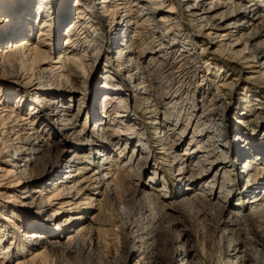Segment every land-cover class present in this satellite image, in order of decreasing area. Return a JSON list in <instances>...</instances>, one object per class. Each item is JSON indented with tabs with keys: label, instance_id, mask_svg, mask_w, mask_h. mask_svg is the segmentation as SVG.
<instances>
[{
	"label": "bare ground",
	"instance_id": "1",
	"mask_svg": "<svg viewBox=\"0 0 264 264\" xmlns=\"http://www.w3.org/2000/svg\"><path fill=\"white\" fill-rule=\"evenodd\" d=\"M257 2L251 0L244 9L240 0L239 2L198 0L197 6H187L184 9L181 8L180 0H0V264H65L64 256L71 251L90 254V251H86L84 245L81 247L78 241L72 249H67L58 240L59 234L49 228V225L53 219L64 213L66 224L78 223L94 206L96 212L89 219L92 223L88 230L91 235L89 241L90 244L93 241L104 252L106 251L105 249L110 245L108 232L104 226L107 223L106 217L113 216L114 209L109 201V192L106 191L102 199L96 198L99 195L101 182L98 175L94 177L92 184H86L84 178L76 181L79 195L77 203L72 200L67 201L64 191L53 181L62 168L60 162L68 151L67 146L75 150L72 163H78L84 157L81 152L85 146L90 150L94 149L95 154L103 152L98 160H106L107 152L104 151L108 150L110 154L112 151L110 147L116 146L120 141L125 147L127 144L135 146L134 150L137 147V156L143 154L144 151L139 144H134L135 139L140 140L142 133L136 134L133 129L142 131L144 126L140 128L141 125L138 123L127 122L126 117L129 116V112L127 108L123 109L130 94L133 95L132 99L143 95L145 100L143 113H148V121L144 124L151 125L154 133L158 132L159 128L163 131L165 128L172 130V134L176 136H182L187 131L197 106L195 100L191 102L189 100L194 98L195 93L200 95L206 90L204 85L192 78L197 71L200 72V69L208 70L211 63L208 59L201 58L200 54L190 47L191 42L193 45L195 43L189 39L188 33L184 38L178 35L180 31L178 25L182 19L197 27V34L205 37L203 45L219 46L220 53L231 54L237 60H251V62L257 60L260 66L259 73L264 77V62L260 61L264 56V41L253 44L254 40L264 34V23L261 26L254 25L249 32H243L246 22L248 25L254 24L246 20L248 14L245 10L252 11L257 8ZM73 12L76 14L73 15ZM240 17L242 20L239 19ZM66 22L68 24L65 30ZM132 24L135 25L134 37L126 42L124 50L114 58L113 53L117 50L118 39L126 40ZM63 29L65 42L59 44ZM233 29L239 31L238 36L233 35ZM33 31H36L37 39L33 38ZM147 36H152L151 44L139 48L142 38ZM103 41L106 42L105 45ZM201 50L204 51L203 46ZM135 52L137 57L133 58L132 54ZM148 56H151L150 62L148 66H144L140 61ZM100 58H105L108 64L105 68V85L98 93H101L102 98H98L96 104L100 114L95 117L97 114L95 112L97 110H94L95 106L93 108L90 104L87 105V109H92V113L87 116L83 128L78 133L72 132L69 136L68 131L75 130L78 114L86 102L80 101L77 113L71 111V102L76 95L74 92L82 91L79 84L82 78L81 72L88 71L90 62ZM113 64L117 65V69ZM212 65L216 74L223 67L218 61ZM124 71L129 72L127 76L131 83L129 87L126 83L124 85L122 80ZM159 72L169 78L172 77V80L175 73H178L176 77H180L183 80L181 82L185 83L178 88L170 89V87V90L155 95L156 92L154 91V94L152 92L156 90V76ZM113 77L118 80L114 81ZM231 79L226 80L228 83L225 84L232 86L234 81ZM191 92L192 94L188 96ZM183 93H186L184 97ZM98 94L95 95L94 100ZM222 94L220 86L217 87L216 96ZM256 101H258L257 106L251 103L249 108L251 113L257 111L256 114H260L264 111V101L262 99ZM183 105L184 114L185 112L189 114L188 123L181 131L175 133L183 122L179 120L178 115L175 117L172 113L176 109L180 112ZM214 105L215 102L212 100L209 106H205L201 116L195 115L192 119V122L195 119L196 121L190 142H195L193 143L195 150L188 149L189 152L187 151L188 153H184L183 156L175 154L177 151L172 152L174 154L165 153L167 158L172 156L173 160L178 158L181 165L191 162L194 152L204 153L206 166H202L204 163H195L196 168L190 170L191 175L183 178L186 180L187 190L200 188L198 189L200 192L195 196L186 199V205L191 211L192 218L196 219L203 215V227L207 225L205 217L209 215L208 207L214 206L224 212L226 203L229 209L237 205L233 202L235 195L230 196V193L233 186L238 185L240 178L238 176L233 183L232 174L226 173L229 160L225 157L226 150L220 148H233L232 144L239 146L244 139H248L247 136H239L240 132L236 131L233 141L226 142L225 139H221L216 129L213 136L202 141L201 138L205 134H210V128L226 126L218 119V113L215 111L218 107ZM162 108L166 110L165 118L161 117ZM108 116H114L112 119L117 121L115 126L104 125V120ZM89 117H94L95 125L103 127V139L93 132L91 136L86 137L85 125ZM202 118L210 124L206 125L204 120L200 121ZM123 123L124 126L131 125L130 128L123 127ZM239 123L245 124V121L240 120ZM254 124L250 126L252 132L255 126L262 128L258 125V120ZM165 135L169 141L168 132H165ZM254 135L257 143L255 148L261 149L264 147V136L260 133ZM160 140L157 144L166 150L168 143L165 144L166 141ZM119 151L121 154L122 150ZM217 151L222 155L218 156ZM241 151L242 149L237 148L236 153H232V157L238 156L239 159L243 154ZM111 161L113 167L110 170L112 172L110 177L114 176V184L118 186L128 179L126 178L128 171L125 165H120L115 156ZM142 161V158L137 160L133 168L136 170ZM248 161L254 162V157L249 158ZM128 166L132 167L130 162ZM208 166L215 168L216 171L210 181L212 185L215 183L216 174L221 172L224 173L227 182L232 183L229 185L230 189H224L226 194L222 193L221 198L225 199L216 204L210 199V196L214 195L210 189L212 187L203 184L204 178L209 173ZM86 167L81 169L87 170ZM259 179L258 175L241 190V193L254 190ZM225 183L224 181L223 186ZM226 186L229 187L227 184ZM263 201L264 197L259 196L249 201L255 205L251 207L254 209L253 213L257 212L260 216H264ZM222 202L225 203L224 206ZM259 205L261 208L257 209L256 206ZM47 211L51 212L49 217L46 216ZM240 215L242 214L236 216ZM243 219L242 217L236 221L223 222L224 228L219 237L228 242L231 254L230 251L225 252V257L223 256L221 260L222 264L232 262L264 264V240L258 237L256 240L250 235H255L256 228L260 224L250 219L246 221ZM180 223L174 217H170L166 211H161L158 219H155L149 228L138 225V222L131 219L124 223L122 241L128 250L135 246V241L140 242L147 264H183L182 261L193 251L181 246L183 234L177 232ZM29 229L31 232L28 231ZM144 236L147 240L142 239ZM6 239H10V242L9 240L5 242ZM167 240L171 242L174 252V257L171 259L170 257L165 259V254L163 255L162 252ZM238 245L243 246L242 251L239 250ZM257 246H260V249ZM95 260L96 258L92 259V263L99 264V260Z\"/></svg>",
	"mask_w": 264,
	"mask_h": 264
},
{
	"label": "rangeland",
	"instance_id": "2",
	"mask_svg": "<svg viewBox=\"0 0 264 264\" xmlns=\"http://www.w3.org/2000/svg\"><path fill=\"white\" fill-rule=\"evenodd\" d=\"M180 1H182L181 8L184 9H186L187 6L198 5V0H180ZM209 1L210 0H207V2ZM237 1L239 2V0ZM250 1L251 0H240V2H242V5H244V9L245 6H247ZM255 1H258L257 8L252 9V11H250L249 9L245 10V12L248 14L246 20L254 24L248 25V22H246L245 30H243V32L244 31L249 32L254 25L261 26V24L264 23V19H263L264 0H255ZM251 8L252 7H250V9ZM72 14L75 15L76 13L74 14L73 12ZM159 15L162 14L159 13ZM239 19L242 20L241 17ZM68 22L64 24L65 30L67 28L66 25L68 24ZM178 28L180 30L178 32V35H182V37L184 38L188 33L190 35L189 39L194 41L195 43L193 45V42H191L190 47H193L195 52L200 54L201 58L208 59L211 63L210 68L208 70L206 68H202V70L200 69V72L197 71L195 77L192 78L194 81L198 82L199 84L204 85L206 90H204V92H202L200 95L195 93L193 95L194 98L189 100L190 102L192 100H195L197 106L190 119L187 131L183 134L184 136L173 135L172 134L173 131L172 130L169 131V129L166 128L164 131L162 128H159L157 130L158 132L154 133L153 129H151L152 127L151 125H149L148 123H146L148 126L144 124V122L148 121L147 119L148 113H143L144 112L143 109H145V105L143 104L145 102V100L143 99V95L136 96L132 99L131 97H133V95L130 94V98L129 97H128L129 99L127 98V101L124 105L125 107L123 108V109L125 108L128 109L127 111L129 112V116L126 117L127 120L125 117H123V119H125L127 122H130L132 124L134 123L140 124L141 125L140 128L144 126L142 131L133 129V132L136 134H138L139 132L140 134L142 133V137L140 138V140L135 139L134 144L137 143L139 144V147H141L144 151L143 154L137 156V152H138L137 147L135 148V150H134L135 146H132L131 144H127V146L125 147V144L120 141L119 144H117L116 146L112 145L110 147L112 149L111 152L109 151L110 154H108V150L104 151L107 152V155H105V157H107L106 160L104 159L98 160V157H100L99 155L101 153L103 154V152L95 154L96 151L94 149L90 150L89 147L85 146V148L81 153L84 155V157L85 156L86 157L81 158V160L78 163H72L73 153L75 150L67 146L68 151L65 153V155H63L60 162L62 168L59 174H57L53 180L57 184V186L60 187L62 191H64V195L66 197L65 199L67 201L72 200L73 202L76 203L79 202L78 200L79 195L77 194L78 185L76 184V181L79 178H84L86 179V184L88 183L92 184V182L94 181V177L98 175L102 183L100 182L99 184V191H98L99 195L96 198L102 199L104 198L103 196L104 193H106V191L107 193L109 192L110 194L109 201L112 208L114 209L113 210L114 212H113V216H110L111 218L106 217L107 223L105 224L104 227L108 232V239L110 246H108V248L105 249L106 250L105 252L102 250L101 247H98L93 241L91 242L92 245L90 244L89 241L91 235H89L88 230L92 224L89 219H91L93 217V214L96 212V206L92 207L87 212V214L85 213L86 216L79 221L80 223L78 222L71 225L66 224L64 220V216L66 215L65 213L61 214L59 217L51 221L49 228H51L52 230H54V232H57L59 234L58 240L60 241V243L64 244L67 247V249L68 248L72 249L75 246V242L78 241V243H81V247L82 245H84L86 251L87 250L90 251V254L87 255L86 253L83 252H77V250L67 253V255L64 256L66 260L65 264H93L92 259L94 258H96L95 261L99 260V264H147V260L144 258L142 254V250L140 248L141 247L140 242L135 241V246L133 247L134 249L133 248H130L129 250L126 249L127 247H125V244L122 241V231L125 230L124 223L127 222L128 220L134 219L135 222H138V225L149 228L153 225V221L155 219H158L161 211L163 212L166 211V213H168L170 217H174L176 220L181 222L180 225H178L177 227V232L183 234L181 239L182 241L181 246L193 251L189 255H187L184 261H182L183 264H207V263L222 264L221 260L223 256L225 257V252L227 253L230 251L228 242H226L225 239H220L219 237L221 236V232H222L221 230L224 228L223 222L227 220L236 221L239 220V218L243 217L244 218L243 221L249 219L255 221L256 223L260 224V226L259 227L255 226L257 227L255 231V235L252 234L250 235L254 237L256 240L257 237L259 239L264 240V216H260L259 213L257 212H255L256 214L253 213L254 209H252L251 207L255 205L249 203V201H251L256 196L264 197V147H262L261 149L255 148L257 143L255 141L256 135H254L255 133L258 134L260 133L261 136H264V128H263L264 126H261L262 124L264 125V111L262 113L260 112V114H256L257 111L256 113L255 112L251 113V108H249V104L251 103L257 106L258 101H256V99H262L264 101V77H262L261 73H259L260 66L257 63V60H254L252 62L251 60H244V61L237 60L231 54L220 53L218 50L219 46L203 45V41H205V37H203V35L201 34H197L198 33L197 27H194V25H192V23L188 22L186 19H182L179 21ZM63 30L61 32L59 44L60 43L63 44L65 42V38H64L65 30L64 31ZM232 32L234 36H238L239 34V31L238 30L236 31L235 29H233ZM134 34H135V25L132 24L131 28L128 31L127 34L128 36L126 40L118 39L119 43L117 45V50H115V53H113L114 58L117 57V54H119V52L124 50L125 48L124 45L126 44L127 41H130L134 37ZM32 36L34 39H37L38 35L36 31L35 32L33 31ZM151 39L152 36L143 37L139 48L150 45ZM217 41L220 40L217 39ZM263 41H264V34H262L256 40H254L253 44H259ZM209 42L210 41H208V43ZM105 43L106 42L103 41V45H105ZM202 46L204 51L201 50ZM132 57L136 58L137 52L133 53ZM150 59L151 56H148L140 62H142L144 66H148ZM217 61L223 67L216 74L214 72L212 63L215 64V62ZM260 61L264 62V56L260 58ZM90 64L91 65L90 67H88V71L86 70L81 72L82 78L79 80V84L82 88L81 89L82 91L79 90L74 92L76 93L75 99H73L71 102L72 103L71 111L75 114L77 113V109L80 101L81 100L86 101L84 107L78 114L77 126L75 127V130L68 131L69 136L72 135V132L78 133L83 128L87 116L92 113V109L91 110L89 108L87 109V105L90 104L91 106H93V108L95 106L94 110H97L95 111L97 113L95 117L96 116L98 117V114H100V110L96 109V104L98 103L99 100L98 98L100 97L102 98L101 93L100 94L98 93L100 92L99 89L105 85L104 83V76L106 75L105 68L108 67V64L105 58H100L95 62H90ZM113 66L116 67L115 69H117V65L113 64ZM158 71L159 70H157V72ZM128 73L129 72L127 71H124L122 73V80L124 82V85L126 83V85H128L129 87L131 83L127 79ZM177 75L178 73H175L174 75L175 79L173 78L172 80V77L169 78L168 76H165L164 74L159 72L156 76L157 78L155 83L156 90H153L152 93L154 94L155 91L156 92L155 95H156L159 92H165L170 89H175L181 86V84H184L185 82L182 83L183 80L180 77H176ZM229 78H232L231 80L234 81V84L232 86H228L225 84L228 83V81L226 80H228ZM113 79L114 81L118 80L115 77H113ZM219 86H220V91H222L223 94L222 96L217 97L216 96L217 87ZM96 94L98 95L97 98H95L94 100ZM191 94L192 92L189 93L188 96H190ZM185 95L186 93H183L182 96L184 97ZM212 100L213 102H215L214 106L218 107L215 110L218 113V117H219L218 119L221 120V123L222 124L224 123L223 125L226 126L221 128L219 126H214L210 128L209 129L210 134L209 133L207 135L205 134V136L201 138L202 141H206L211 135L213 136V133H216L215 132L216 129L218 130L221 139H225L226 142H229L231 140L233 141V137L236 135V131L240 132V134H238L239 136H244V137L247 136L248 139L246 140L244 139V142L241 143L239 146H235L232 144L233 148L231 147H227V149L220 148V150H226L227 154L225 155V157L228 158L229 160V163L226 166V170H227L226 173L232 174V177L234 178L233 183L236 182L238 176L240 178L238 185L233 186L232 192L230 193V196L235 195L233 198V202L236 203L237 205L229 209L228 203H226L225 205V203L222 202V205L226 206V210L224 212H221V210H219L214 206L208 207L209 215L205 217V219L207 218L206 219L207 225L203 227L202 225L203 224L202 220L204 219L203 215L199 216L196 219L192 218L191 211L189 210V207L186 205L187 202L186 199L195 196V194L200 192L198 191V189L200 188H197L195 190H191V189L187 190L188 186L185 183L186 180L183 178L184 177L187 178L191 175L190 170L196 168L194 166L195 163L197 162L202 164L204 163L202 166H206L205 163L206 159L205 156H203L204 153L199 152L196 154V152H194L192 161L187 162L186 163L187 165H181V161H179L178 158L173 160L172 158L173 156L168 158L165 157V153H172L174 151H177L175 152V154L177 153L183 156L184 153L189 152L188 149L193 148L195 142H190V139L193 134L192 129L195 125L196 119L193 122L192 119H194L195 115L197 117L201 116L202 113L204 112L205 106H209ZM99 102L101 104V100ZM183 108L184 105L180 110V112L177 111L176 109L174 113H172V115H175V117L176 115H178L179 120L182 121L184 124V125L183 124L179 125L178 128L175 130V133L181 131L183 129V126L187 125L188 123L187 115L189 114H187V112H185L186 114H184ZM160 111H161V117L165 118V112H166L165 108L160 109ZM113 117L114 116L106 117V119L104 120V125L109 126V124H111L112 127L115 126L117 121L113 120L112 119ZM93 118L94 117H89V120H87L86 122L85 135L86 137L91 136L92 135L91 133L93 132V134L95 133V135H97L100 139H103V133H104L102 130L103 127H99L98 125H95V121ZM203 120L204 119L202 118L200 121ZM240 120L245 121V124L239 123ZM256 120H258L259 122L258 125L262 128L255 126V129L252 132L250 126L255 125L254 123ZM204 121L206 122V125L210 124L209 121L207 120ZM122 126L125 128L127 127L130 128L131 125L128 124L124 126L123 123ZM165 132H168V134L170 135L169 141L167 140ZM160 139L166 141L165 144L167 143L169 144L166 145L167 146L166 150H163V147H160L157 144V141L158 142L161 141ZM251 147L254 148L252 149ZM237 148L242 149L241 153H243L239 157V159L238 156L232 157V153L233 152L236 153ZM119 150H122L121 154H119L120 153ZM217 155L221 156L222 154L220 151H217ZM258 155L260 156V158ZM113 156L118 158L120 165L121 166L125 165L124 167H126L127 169L126 171H128L126 173L127 174L126 178L128 179L122 181L121 184L118 186L114 184V180H113L114 176L110 177L112 175L111 174L112 172H110V170L113 167L112 166L113 161H111V158ZM251 157H254V162L250 163L248 160ZM130 158L131 161H129ZM140 158H142L143 161L138 165L139 167H137L136 169L138 171H136L133 167L136 166L137 160H139ZM184 159L185 157L183 158V160ZM128 162L131 163L132 167L129 166L127 167ZM71 164L73 166H70ZM85 166L88 167V168L86 167L87 170L86 169L82 170L81 167H85ZM187 166H189V168H187ZM208 169H209L208 171L209 173H207V176L204 178L203 184L204 185L208 184V187L209 185L210 187H212L210 189L212 190V194L214 195H211L210 199L212 203L216 204L218 202H221V200L225 199V198L223 199V197L221 198L222 193L226 194V192H224L225 191L224 189H230L229 185H231L232 183L227 182L224 173L221 172L219 174L218 173L216 174L215 177L216 184L214 183V185H212L210 181L215 176L216 171L215 168L209 166ZM78 171L80 173H76V174L74 173ZM258 175L260 179L256 183V186L254 188V190L255 189L256 190L255 191L252 190L249 193H241V190H243L247 186V184H249V182L251 183L253 180H255V178L258 177ZM87 180L90 181L88 182ZM224 181L226 183L223 186ZM226 184L229 187H227ZM183 189L185 190L183 191ZM256 208L260 209L261 206L260 205L256 206ZM50 214L51 212L47 211L46 216L49 217ZM237 214H242V215L236 216ZM28 231H30V229ZM145 237L146 236H144V238L142 239H146ZM8 240L10 242V239H6L5 242H7ZM170 243L171 242L167 240L166 244L169 245L168 246L165 245L162 249L163 255L165 254L164 256L165 259L169 257L171 259L172 257H174L173 256L174 252L173 249L171 248ZM239 248L240 251L243 250V246H240ZM257 248L260 249V246H257ZM231 264H236V263L232 262Z\"/></svg>",
	"mask_w": 264,
	"mask_h": 264
}]
</instances>
